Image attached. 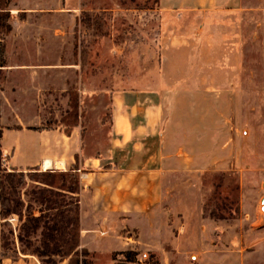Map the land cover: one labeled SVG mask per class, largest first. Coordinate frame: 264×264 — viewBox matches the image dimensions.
<instances>
[{
  "label": "crops",
  "instance_id": "1",
  "mask_svg": "<svg viewBox=\"0 0 264 264\" xmlns=\"http://www.w3.org/2000/svg\"><path fill=\"white\" fill-rule=\"evenodd\" d=\"M240 3L157 0L149 12L158 21L162 54L175 57L167 71L190 75L155 81L149 95L139 90L116 93L106 149L90 156L84 153L78 128L66 130L42 123L43 105L53 103L77 70L76 63L64 62L71 53L77 4L73 0H8L12 29L0 35L4 47V63L0 64L4 73L0 89L4 167L8 171L39 167L78 173V248L87 251L89 264H106L113 254L126 250L158 264H224L226 254L210 237L216 223L204 218L201 205L182 203L183 195L174 193L172 187L175 173L199 170L197 153L204 148L194 136L206 130L205 122L213 124L207 133L219 134L220 124L215 121H220V115L164 112L162 105L212 104L222 97L217 92L234 87L239 55L235 45L223 54L220 44L222 34L227 32L229 38L236 27ZM161 88L166 89L165 95ZM146 100L147 109L142 107ZM118 104L124 109L119 111ZM39 117L40 125L35 123ZM15 160L18 164L12 163ZM1 223L0 219V253ZM0 264L41 262L34 255L19 253L14 258L0 256Z\"/></svg>",
  "mask_w": 264,
  "mask_h": 264
},
{
  "label": "rangeland",
  "instance_id": "2",
  "mask_svg": "<svg viewBox=\"0 0 264 264\" xmlns=\"http://www.w3.org/2000/svg\"><path fill=\"white\" fill-rule=\"evenodd\" d=\"M5 1L0 0V7L6 8ZM73 1L79 11L69 41L71 53L64 62L76 63L77 70L68 79L67 86L56 93L53 103L43 105L42 123L46 127L61 125L66 130L78 128L84 153L94 156L106 149L114 106L112 99L116 93L139 90L149 95L154 90L150 85L155 81L186 78L190 73L167 71L175 57L162 54L158 21L156 15L149 12L156 8L157 0ZM237 10L236 27H232L231 37L227 38V32L222 34L220 44L223 54L228 52L229 46L235 45L239 55L234 87L217 92L222 96L219 102L165 103L162 111L220 115V121H215L220 124L219 134L207 133L213 124L205 122L206 130L194 136L203 142L204 150L197 153L201 165L198 171L175 173L173 191L183 195L182 203L201 205L204 218L216 223L210 237L218 250L226 254L224 264H264V212L261 209L264 197V0H241ZM3 78L0 70V89ZM165 90L160 89L162 93H166ZM223 93L228 96L224 97ZM148 102L142 103V107L147 109ZM122 106L116 105L119 111L124 109ZM35 123L40 125V117ZM213 140L216 143L213 144ZM4 162L1 151V168L9 172ZM12 163L18 164V161ZM30 172L33 171L24 172L26 183L14 199L22 203L23 214L32 211L38 215L39 205L32 191L42 185L29 178ZM212 213L217 217H211ZM9 221L14 230L9 239L14 240L19 249L17 226L20 222L17 216L10 217ZM1 227L5 232L9 230L3 223ZM196 234L194 232V236ZM37 239L34 237L33 241L37 243ZM77 256L86 259V263L92 262L79 248ZM111 258L106 264H158L151 258L142 260L135 250L115 253ZM68 259L53 257L55 264H67Z\"/></svg>",
  "mask_w": 264,
  "mask_h": 264
},
{
  "label": "trees",
  "instance_id": "3",
  "mask_svg": "<svg viewBox=\"0 0 264 264\" xmlns=\"http://www.w3.org/2000/svg\"><path fill=\"white\" fill-rule=\"evenodd\" d=\"M4 1V0H2ZM7 0L4 6L7 5ZM10 13L6 8L0 7V35L10 33L12 27L9 23ZM4 47L0 46V64L4 63ZM39 167L28 169L30 179L42 185L32 191V197L38 203V215L31 211L23 214L20 209L21 202L14 199V195L26 183L23 171L12 169L9 172L1 168L0 150V219L8 231L1 232L0 256L12 258L21 254H31L40 260L41 264H55L53 257L70 258L67 264H89L86 259L77 256L79 246V176L73 169L58 170L47 169L39 171ZM54 196H58L57 198ZM17 216L20 222L17 226L19 249L15 247L14 240L9 239L14 230L9 218ZM211 217H217L210 214ZM38 237L37 243L33 241ZM83 256H87L82 249ZM74 256V257H73Z\"/></svg>",
  "mask_w": 264,
  "mask_h": 264
},
{
  "label": "water",
  "instance_id": "4",
  "mask_svg": "<svg viewBox=\"0 0 264 264\" xmlns=\"http://www.w3.org/2000/svg\"><path fill=\"white\" fill-rule=\"evenodd\" d=\"M263 188H264V182H263ZM261 209L263 210L264 212V197L261 199Z\"/></svg>",
  "mask_w": 264,
  "mask_h": 264
},
{
  "label": "bare ground",
  "instance_id": "5",
  "mask_svg": "<svg viewBox=\"0 0 264 264\" xmlns=\"http://www.w3.org/2000/svg\"><path fill=\"white\" fill-rule=\"evenodd\" d=\"M56 166L61 168L62 167V164L61 163H56Z\"/></svg>",
  "mask_w": 264,
  "mask_h": 264
}]
</instances>
